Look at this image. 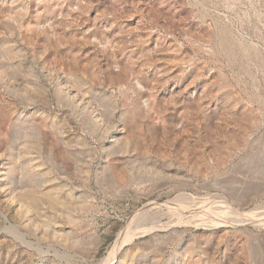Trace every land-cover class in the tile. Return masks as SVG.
<instances>
[{
	"label": "rangeland",
	"instance_id": "1",
	"mask_svg": "<svg viewBox=\"0 0 264 264\" xmlns=\"http://www.w3.org/2000/svg\"><path fill=\"white\" fill-rule=\"evenodd\" d=\"M0 264H264V0H0Z\"/></svg>",
	"mask_w": 264,
	"mask_h": 264
},
{
	"label": "bare ground",
	"instance_id": "2",
	"mask_svg": "<svg viewBox=\"0 0 264 264\" xmlns=\"http://www.w3.org/2000/svg\"><path fill=\"white\" fill-rule=\"evenodd\" d=\"M51 187V186H50ZM53 187V186H52ZM58 187V186H57ZM51 189H53V188H50L49 190H51ZM47 191H49L48 190V188L46 189ZM58 190V189H57ZM59 191V190H58ZM43 193V192H42ZM45 194H47L46 192H44ZM54 193H55V190H54ZM43 195V194H42ZM45 196H47V200L49 201H47L48 203H50V202H52V204L53 203H55V204H59V206L60 205H62V204H60V201L59 200H62V199H59L60 198V195H58L59 197L58 198H55V197H53L52 195H51V193L50 194H47V195H45ZM38 197H40V196H38ZM35 201L37 200L36 198H33ZM59 199V200H58ZM40 200H41V198H40ZM37 203H39V201H37ZM62 203V202H61ZM129 234V233H128ZM123 236H124V234H123ZM122 236V237H123ZM129 236H130V234H129ZM122 237H121V235H119L118 236V239H117V241H116V243H115V245H114V248H113V251H112V255H113V258H114V256H115V253L117 252V251H119L120 250V247H121V244L122 243H124L123 242V239H122ZM126 237H128V236H126ZM130 238H131V236H130ZM128 239H129V237H128ZM128 239L126 240V241H128Z\"/></svg>",
	"mask_w": 264,
	"mask_h": 264
}]
</instances>
